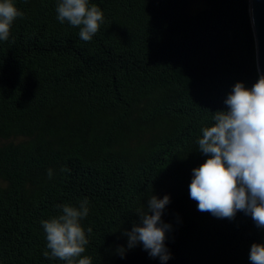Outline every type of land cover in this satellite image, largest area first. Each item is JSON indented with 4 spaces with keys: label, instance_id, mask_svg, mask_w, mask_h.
I'll list each match as a JSON object with an SVG mask.
<instances>
[{
    "label": "trees",
    "instance_id": "1",
    "mask_svg": "<svg viewBox=\"0 0 264 264\" xmlns=\"http://www.w3.org/2000/svg\"><path fill=\"white\" fill-rule=\"evenodd\" d=\"M14 2L23 16L0 42V264H65L40 222L85 198L92 264H160L141 246L113 251L148 192L170 194L167 264H251L264 228L189 197L200 129L260 76L250 0H90L105 20L89 42L56 19L57 0Z\"/></svg>",
    "mask_w": 264,
    "mask_h": 264
},
{
    "label": "clouds",
    "instance_id": "2",
    "mask_svg": "<svg viewBox=\"0 0 264 264\" xmlns=\"http://www.w3.org/2000/svg\"><path fill=\"white\" fill-rule=\"evenodd\" d=\"M56 19L79 28V38L89 42L100 30L103 10L90 0H57ZM14 0H0V42H7L14 21L22 17ZM217 110L212 123L200 129L196 144L206 159L192 169L189 197L200 212L217 218L233 219L238 212L250 215L257 227L264 228V74L247 87L237 81ZM53 172L48 171L49 179ZM145 207L135 213L138 219L125 230L126 244L113 251L124 258L127 251L141 246L150 258L167 264L171 259L165 241L172 228L163 220L170 194L162 198L148 192ZM59 214L41 220L50 258L65 264H92L83 255L90 243L92 228L82 222L89 215L87 198L78 204L58 205ZM44 255L49 257V251ZM251 264H264V241L250 247Z\"/></svg>",
    "mask_w": 264,
    "mask_h": 264
},
{
    "label": "water",
    "instance_id": "3",
    "mask_svg": "<svg viewBox=\"0 0 264 264\" xmlns=\"http://www.w3.org/2000/svg\"><path fill=\"white\" fill-rule=\"evenodd\" d=\"M250 15L253 25L256 58L259 74H264V0H250Z\"/></svg>",
    "mask_w": 264,
    "mask_h": 264
}]
</instances>
